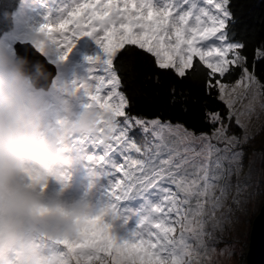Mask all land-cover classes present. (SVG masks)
Instances as JSON below:
<instances>
[{"label": "snow or ice", "instance_id": "snow-or-ice-1", "mask_svg": "<svg viewBox=\"0 0 264 264\" xmlns=\"http://www.w3.org/2000/svg\"><path fill=\"white\" fill-rule=\"evenodd\" d=\"M24 4L23 16L14 18L25 45L19 53L55 74L75 50L84 74L57 86L117 117L109 138L79 143L92 167L110 169L112 202L68 245L69 264H226L234 248L218 249L220 234L260 195L253 181L258 153L248 155L246 149L259 131L252 117L264 114V82L257 75L264 36L257 40L255 33L238 32L233 0ZM146 65L155 75L145 74ZM97 71L103 74L94 75ZM161 75L169 80L168 104L187 112L189 95L202 97L199 115L206 127L132 111L142 91L136 85L159 84ZM134 130L139 138L131 135ZM130 194L140 198L138 206L117 210ZM106 214L120 220L122 235L105 222Z\"/></svg>", "mask_w": 264, "mask_h": 264}, {"label": "clouds", "instance_id": "clouds-1", "mask_svg": "<svg viewBox=\"0 0 264 264\" xmlns=\"http://www.w3.org/2000/svg\"><path fill=\"white\" fill-rule=\"evenodd\" d=\"M13 16L4 12L10 25ZM55 79L0 37V264H69L68 245L97 214L83 197L68 205L44 193L50 178L66 186L69 169L88 161L79 143L109 138L117 117L99 104L76 108L63 89L51 96Z\"/></svg>", "mask_w": 264, "mask_h": 264}, {"label": "trees", "instance_id": "trees-1", "mask_svg": "<svg viewBox=\"0 0 264 264\" xmlns=\"http://www.w3.org/2000/svg\"><path fill=\"white\" fill-rule=\"evenodd\" d=\"M20 4H21V0H0V37H2L5 40L8 36H10V33H12V31L15 29L14 16L18 12ZM237 5L239 6L238 8L239 10H237L238 32L246 30L248 33H255L256 39L259 40L262 36H264V0H249L248 2H244ZM5 11L14 13V16L12 18L13 23L11 25L9 23V20H7L4 17ZM10 27H12V31H9ZM6 41L9 42V40ZM10 43L12 42L10 41ZM145 69H146L145 74L155 75L152 72L150 66L146 65ZM257 75L260 77L261 81L264 82V63L258 64ZM168 85H169V80L165 79L163 75H161V82L159 84H156L152 81L138 83L136 87L140 88L142 91H140L134 97L132 111L146 116H151L154 114H162L164 118H170L173 122L179 119L183 121L186 124V126H188L189 128H195L197 130H199V128L202 126L206 127V125L202 124L199 115L201 111L200 105H201L202 97L198 93L195 92L191 93L187 100L188 111L184 112L181 110L180 104L170 105L167 103ZM129 87L131 86L126 85V88ZM185 91L187 90L185 89ZM263 117L264 114H262V121L264 122ZM263 127L264 124L262 128ZM262 130H264V128ZM134 131H136L135 132L136 135H134L133 133V136L139 138L138 131L137 130ZM236 131L237 133L241 132L239 128H236ZM262 139L263 141L260 143V140ZM251 150H257L260 153H264V134L258 133L257 135H255V138L252 141H250L246 149V152H249ZM89 151H91V149H89ZM96 151L98 152L99 149H96ZM85 165H87V167H85ZM89 168H95L100 172L99 173L100 175L97 177L98 180L96 179L97 181L95 187L97 186V184H99L98 182L99 180H104L106 176H109L106 174L108 171H110V169L107 167L105 168H101L100 166L90 167L85 161L77 162L72 166L73 171L69 169V173H70L68 179L69 181H67L66 184L67 188H65L67 191L60 194L57 192V198L68 204V199H69L68 196H70V194H73L77 200L84 197L86 192L85 185L87 182H89L85 176L89 173ZM81 172H84L86 174L82 175ZM122 175L123 174L120 173L119 176L116 178L122 181ZM108 178H110V176ZM58 184L59 183H57V185ZM66 192L67 194H65ZM139 199L140 198L136 197L134 194H130L128 200L120 201L117 204L118 210L125 207H137L136 201ZM260 206L261 205H259V208ZM258 211L259 209H257V211L255 212L253 216L254 218L257 215ZM254 218H252V221ZM245 255L243 257V260L241 259L242 262H240V264L243 263L247 264Z\"/></svg>", "mask_w": 264, "mask_h": 264}, {"label": "rangeland", "instance_id": "rangeland-1", "mask_svg": "<svg viewBox=\"0 0 264 264\" xmlns=\"http://www.w3.org/2000/svg\"><path fill=\"white\" fill-rule=\"evenodd\" d=\"M249 0H233V2L235 4H241L244 2H248ZM32 3L34 4H38V5H43V3H47L49 2V0H31ZM70 2V0H69ZM21 7V8H20ZM20 7L18 9L17 14L14 16V18H18V17H22L23 13H24V9H25V4H24V0H21V4ZM239 6L237 7L236 11L239 10L238 9ZM42 10V8H41ZM238 12V11H237ZM85 26L87 24V21L84 22ZM54 27V31H53V35L57 36V39H59V35L58 33L55 31V26ZM72 25H69V28H71ZM19 29L15 26V29L12 31V33H10V36H8L6 38V40H9V42L11 41L12 43H16V42H20L19 39ZM84 74L83 71V58L79 53H76L75 50L73 53L69 54V57L62 62L58 68L57 71L55 73V81L53 82V90L51 92V96H55L57 93V90L59 89H63L61 87H58V84H62L65 81H71L74 78L80 77ZM102 72H95L94 75H102ZM64 91V95L69 96L71 94L70 91ZM106 94V89H102L100 95H105ZM71 100L73 105L76 108H79V106L81 104H83L85 101L80 97V94L77 93L75 96H71ZM244 103H247V100L244 101ZM49 118H51V114L49 116ZM264 118V117H263ZM247 114L245 113L244 116H242V121L243 122H247ZM252 124L259 129L260 132H258L259 134H264V130H262V126L264 124V122L262 121V114L260 115L259 119H256L255 115L252 117ZM136 131H133L131 133V135H136L135 133ZM139 133V132H138ZM257 133V134H258ZM256 134V135H257ZM263 141L260 140V143ZM253 150L247 152L248 155H251ZM258 155L255 157V162L253 164V181L258 183V187H259V192L260 195L257 196L255 198V200L251 203H249L247 205V211L243 214H238L239 215V220L238 222L234 223V225L228 229H226L223 233H221L220 235L222 236V242L219 243L217 245L218 249H223L225 247V245H231L234 248V255L231 256L230 259H226L224 257H221V259H226V264H240V262H242L244 255L247 252V246H248V241H249V235H250V229H251V223H252V218H254V214L257 211V209H259V205H261L260 203L263 202L264 200V156L259 155L260 152L255 150ZM91 153V151H89V154ZM90 167H92L91 163L89 161H85ZM248 163V158H245V165H247ZM94 171L98 174L96 176H90L89 173L85 176L87 178V180L89 182L86 183V192L87 196L84 195L83 198L87 199L91 206L93 207L94 211H96L97 213L100 211V209L105 208L109 203H111L112 201H110L109 199V188H110V178H108L109 176H106L104 178V180H99V184H97V186L95 187L96 181L98 180L97 177L100 175L99 171L96 170L95 168H93ZM71 171H73L72 167L70 168ZM79 173V172H78ZM77 173V174H78ZM82 175H85L86 173L81 172ZM97 179V180H96ZM69 181V180H68ZM90 182H91V187H90ZM123 181H121L122 183ZM59 185V184H58ZM57 182L50 178L49 179V183H48V187L45 190V197H49V196H54L57 197V192L63 193L65 191H67L65 188H67L66 186H58ZM67 194V192L65 193ZM68 204H72L80 199H76L75 196L73 194H70V196H68ZM136 206H138L136 204ZM117 210H118V206H117ZM104 220L106 223H110L112 225V230L115 234L117 235H122L123 231L120 228V220H113L111 218V216L109 214H106L104 216ZM86 227H92L90 225H86ZM247 243V244H245ZM103 255V254H102ZM242 259V260H241ZM244 264V263H243Z\"/></svg>", "mask_w": 264, "mask_h": 264}, {"label": "water", "instance_id": "water-1", "mask_svg": "<svg viewBox=\"0 0 264 264\" xmlns=\"http://www.w3.org/2000/svg\"><path fill=\"white\" fill-rule=\"evenodd\" d=\"M27 47L32 46L28 45ZM24 48L25 45L21 44V42L15 43L17 52L20 51L22 53ZM50 67L54 72V66ZM245 257L247 264H264V200L251 223L249 243Z\"/></svg>", "mask_w": 264, "mask_h": 264}]
</instances>
